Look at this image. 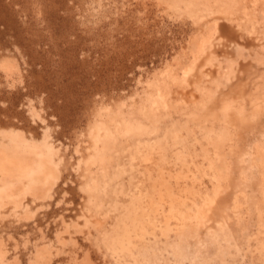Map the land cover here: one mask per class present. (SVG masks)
I'll use <instances>...</instances> for the list:
<instances>
[{
    "label": "rangeland",
    "instance_id": "1",
    "mask_svg": "<svg viewBox=\"0 0 264 264\" xmlns=\"http://www.w3.org/2000/svg\"><path fill=\"white\" fill-rule=\"evenodd\" d=\"M0 264H264V0H0Z\"/></svg>",
    "mask_w": 264,
    "mask_h": 264
}]
</instances>
